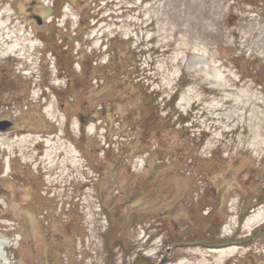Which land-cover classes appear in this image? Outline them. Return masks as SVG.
<instances>
[{
	"label": "rangeland",
	"instance_id": "obj_1",
	"mask_svg": "<svg viewBox=\"0 0 264 264\" xmlns=\"http://www.w3.org/2000/svg\"><path fill=\"white\" fill-rule=\"evenodd\" d=\"M2 120L0 264H264V0H0Z\"/></svg>",
	"mask_w": 264,
	"mask_h": 264
},
{
	"label": "water",
	"instance_id": "obj_2",
	"mask_svg": "<svg viewBox=\"0 0 264 264\" xmlns=\"http://www.w3.org/2000/svg\"><path fill=\"white\" fill-rule=\"evenodd\" d=\"M36 21L39 25L42 24V20L39 17H36ZM12 123L10 121H0V132L6 131L9 127H11Z\"/></svg>",
	"mask_w": 264,
	"mask_h": 264
},
{
	"label": "trees",
	"instance_id": "obj_3",
	"mask_svg": "<svg viewBox=\"0 0 264 264\" xmlns=\"http://www.w3.org/2000/svg\"><path fill=\"white\" fill-rule=\"evenodd\" d=\"M174 100H175V99H174ZM263 229H264V227H263ZM257 231H259V230H257ZM257 231L255 232L254 236H256ZM262 236H263V235L258 236L257 239L262 238ZM225 244H226V243L221 244V246H222V245H225ZM135 264H151V263H150V262H149V263H145V262H144V259H143L142 257L139 256Z\"/></svg>",
	"mask_w": 264,
	"mask_h": 264
},
{
	"label": "bare ground",
	"instance_id": "obj_4",
	"mask_svg": "<svg viewBox=\"0 0 264 264\" xmlns=\"http://www.w3.org/2000/svg\"><path fill=\"white\" fill-rule=\"evenodd\" d=\"M5 248L4 242H0V250H3Z\"/></svg>",
	"mask_w": 264,
	"mask_h": 264
},
{
	"label": "flooded vegetation",
	"instance_id": "obj_5",
	"mask_svg": "<svg viewBox=\"0 0 264 264\" xmlns=\"http://www.w3.org/2000/svg\"><path fill=\"white\" fill-rule=\"evenodd\" d=\"M35 16H33V18H34ZM12 128V127H11Z\"/></svg>",
	"mask_w": 264,
	"mask_h": 264
}]
</instances>
